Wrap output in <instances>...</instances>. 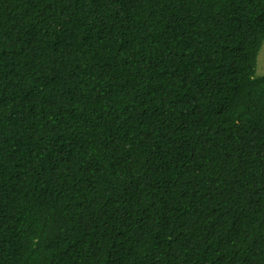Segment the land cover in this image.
<instances>
[{
  "label": "trees",
  "instance_id": "trees-1",
  "mask_svg": "<svg viewBox=\"0 0 264 264\" xmlns=\"http://www.w3.org/2000/svg\"><path fill=\"white\" fill-rule=\"evenodd\" d=\"M264 0H0V264H264Z\"/></svg>",
  "mask_w": 264,
  "mask_h": 264
},
{
  "label": "rangeland",
  "instance_id": "rangeland-1",
  "mask_svg": "<svg viewBox=\"0 0 264 264\" xmlns=\"http://www.w3.org/2000/svg\"><path fill=\"white\" fill-rule=\"evenodd\" d=\"M262 75H264V42L260 48L256 66V76Z\"/></svg>",
  "mask_w": 264,
  "mask_h": 264
}]
</instances>
